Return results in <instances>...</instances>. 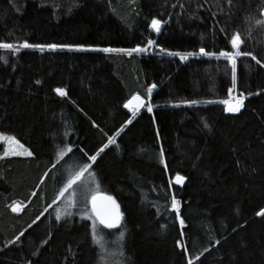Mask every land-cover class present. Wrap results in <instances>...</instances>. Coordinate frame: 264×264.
Segmentation results:
<instances>
[{
  "label": "trees",
  "instance_id": "16d2710c",
  "mask_svg": "<svg viewBox=\"0 0 264 264\" xmlns=\"http://www.w3.org/2000/svg\"><path fill=\"white\" fill-rule=\"evenodd\" d=\"M152 19L163 21L159 32ZM236 31L253 55L236 58L231 96L243 95L244 106L227 113L231 61L217 56L236 51ZM25 40L84 47L41 50ZM0 42L20 49H0V133L34 153L3 157L0 144V264H264V0H0ZM137 46L147 50L102 51ZM200 47L217 56L170 54ZM137 93L146 106L131 115L124 105ZM67 144L72 152L59 158ZM85 163L95 176L86 172L53 204ZM176 173L187 177L182 185ZM78 187L85 198L70 209ZM97 192L123 213L118 228L98 225L106 261L82 216Z\"/></svg>",
  "mask_w": 264,
  "mask_h": 264
},
{
  "label": "snow or ice",
  "instance_id": "6c2138e0",
  "mask_svg": "<svg viewBox=\"0 0 264 264\" xmlns=\"http://www.w3.org/2000/svg\"><path fill=\"white\" fill-rule=\"evenodd\" d=\"M229 5H231L232 0H228ZM163 21L160 19H152L151 20V27L154 28L157 32L160 31L161 25ZM230 43L233 47H235L236 51L231 52V51H220L219 55L217 56L216 52H210L207 51L204 47L199 48V52L196 51H191V52H171L170 54L173 56H179L181 60H186L188 57H196L201 54L204 56H217L219 57H226L228 60L231 61V75H232V88L228 89V94L231 96L233 89L236 87V66H237V60L236 58L238 56H252V52H242L240 50L241 44L244 43L241 34L239 31H236L235 34L231 37ZM147 44L152 45L155 44L154 40L149 39L147 41ZM23 47L25 48H39L43 50L44 48H50V49H56V48H71V47H79L83 48V45H61V44H31L27 40L23 42ZM0 49H10L15 52H19V47L12 44V43H3L0 42ZM146 48H141L140 46H137L135 48L131 49H111V48H105L102 49L104 52H113V51H127L129 55H131L133 52H143L146 51ZM164 51H168L167 49H164ZM7 62V61H5ZM156 84H152L150 87L147 89V94L148 97H151L152 91L154 88H156ZM55 91L60 94L61 96H67L68 93L65 88L58 87L55 89ZM251 93H249L250 95ZM235 102H233L232 99H225L222 101L223 104L227 106V111L228 112H239L240 109L244 106V99L245 97L243 95L239 97H235ZM150 103V100H149ZM181 103H186V104H197L198 101L195 100H184L181 101ZM145 100L144 97L141 96L139 93L133 95L131 99L127 101V103L124 105V107L130 109L135 115L137 111L145 107ZM152 107H147L148 112H152ZM131 120H128L127 123H131ZM123 131V128H120L115 132V135L109 136L108 137V143L104 144L103 147L99 149V151H96L95 154L91 155L88 157V159L91 162H95L97 160V157L100 155L101 152L104 151V148H107L109 144H115L116 143V137L120 135V133ZM0 141L4 142L6 144V147L2 149V154L4 157L8 156H25V157H32L34 156V153L31 151L30 148L26 147L24 144L21 143L19 139H17L14 135H6L4 133H0ZM73 150V145L72 144H67L64 148L60 149L58 152V157L63 158L67 153L72 152ZM161 160L164 163L165 168H167V162L163 158V149H161ZM53 168L56 167V164L52 165ZM92 169V164L91 163H85L83 164L76 172L74 175H71L67 181L63 184V187L59 190L57 193V197L53 199L52 203L55 204L57 202V199L64 197L65 192H67L69 189L72 188L74 184H76L78 181H81L82 178L84 177L86 172H89L90 175L93 177L95 176V171H91ZM47 175V173H45ZM175 183L182 185L184 181L187 179V177L180 175L179 173L175 174ZM172 182V178H169V183ZM99 187V184H97V188ZM75 191L73 190L69 194V201H70V206L75 207L76 206V200H75ZM171 207L177 214V216L180 215L181 211V201L176 198V196L173 194L171 197ZM91 209L90 211H85L82 213V216L87 217L88 220H91L92 223L90 225L91 228V236L94 240V242L99 245L102 255L99 257L100 261H106L107 259V254H108V247L107 244L105 243V237L103 235L98 234V225H103L107 229H114L118 228L121 226L122 219H123V213L120 211V206L117 203L116 199L114 196L111 195H106V194H101L97 192L96 194H93L91 196ZM51 207V205H49ZM85 207H87V199L85 200ZM13 211H19L20 209L16 206H12ZM68 216H71L72 213L67 212L65 213ZM257 215L264 217V208H261L260 211L257 213ZM57 219H61V214L57 212ZM36 219H39L37 217ZM36 221L34 220L33 223ZM180 225H181V231L183 230V226L185 225V220L183 217H180ZM31 227V225H29ZM165 228L167 227L166 225L164 226ZM24 233L21 232L18 236H16L15 241H9V244L16 243L20 241V237L23 236ZM126 232L121 231L119 233V241H123L125 238ZM44 243H47V241H44ZM177 243L180 245L182 249L187 251V243H181L180 241H177ZM217 244L220 243L219 240L216 241ZM204 251H208L207 248L204 249ZM118 254L123 257L124 256V251H123V245L122 243L118 245ZM115 255V254H113ZM203 255V253H201ZM199 259V257H197ZM28 264H31L29 261ZM121 264L123 262L121 261ZM188 264H193V260L191 257L188 258Z\"/></svg>",
  "mask_w": 264,
  "mask_h": 264
},
{
  "label": "rangeland",
  "instance_id": "374dc122",
  "mask_svg": "<svg viewBox=\"0 0 264 264\" xmlns=\"http://www.w3.org/2000/svg\"><path fill=\"white\" fill-rule=\"evenodd\" d=\"M235 97H237L236 95H232L229 99H232L234 102H235ZM125 109L131 114V115H133V113H132V111L130 110V109H128V108H126L125 107ZM225 110H226V112L227 113H232V112H228L227 111V106L225 105ZM235 113H238V112H235ZM6 135H9V134H6ZM0 144L1 145H3L4 146V148L6 147V144H4V142H2V141H0ZM3 156V155H2ZM4 157V156H3ZM8 157H25V156H8ZM80 190V188L78 187V189L77 190H74L75 191V193H76V195H75V200H76V204H77V201L78 200H83L84 198H85V194H83V195H81V196H79V193H78V191ZM91 196L92 195H90L89 197H88V200H87V207H86V210L87 211H90V201H91ZM70 205V204H69ZM76 207V206H75ZM75 207H69L70 209H72V208H75ZM68 208V207H67ZM20 209V208H19Z\"/></svg>",
  "mask_w": 264,
  "mask_h": 264
},
{
  "label": "water",
  "instance_id": "95a60500",
  "mask_svg": "<svg viewBox=\"0 0 264 264\" xmlns=\"http://www.w3.org/2000/svg\"><path fill=\"white\" fill-rule=\"evenodd\" d=\"M101 194H103V193H101ZM90 209H91V203H90Z\"/></svg>",
  "mask_w": 264,
  "mask_h": 264
},
{
  "label": "bare ground",
  "instance_id": "6f19581e",
  "mask_svg": "<svg viewBox=\"0 0 264 264\" xmlns=\"http://www.w3.org/2000/svg\"><path fill=\"white\" fill-rule=\"evenodd\" d=\"M234 102V101H233Z\"/></svg>",
  "mask_w": 264,
  "mask_h": 264
}]
</instances>
